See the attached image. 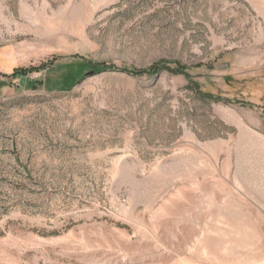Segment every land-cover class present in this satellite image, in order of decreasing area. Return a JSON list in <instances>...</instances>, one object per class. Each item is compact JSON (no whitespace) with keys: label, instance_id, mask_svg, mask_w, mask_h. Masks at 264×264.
Returning <instances> with one entry per match:
<instances>
[{"label":"rangeland","instance_id":"rangeland-1","mask_svg":"<svg viewBox=\"0 0 264 264\" xmlns=\"http://www.w3.org/2000/svg\"><path fill=\"white\" fill-rule=\"evenodd\" d=\"M0 264H264V0H0Z\"/></svg>","mask_w":264,"mask_h":264}]
</instances>
